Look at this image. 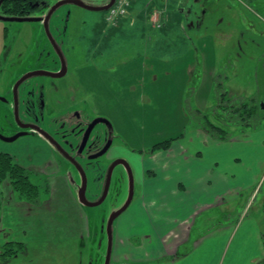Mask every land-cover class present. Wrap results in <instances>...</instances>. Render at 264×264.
I'll list each match as a JSON object with an SVG mask.
<instances>
[{
  "label": "rangeland",
  "instance_id": "obj_1",
  "mask_svg": "<svg viewBox=\"0 0 264 264\" xmlns=\"http://www.w3.org/2000/svg\"><path fill=\"white\" fill-rule=\"evenodd\" d=\"M54 1L46 0L47 5ZM86 1L100 3V0ZM68 8H71V23L76 18L78 23L85 22L80 25L82 31L76 29V24L69 29L72 37L81 35L85 42L63 37L70 69L74 71L82 66L79 75L88 90V102L96 96L100 100L97 106L82 107V110L87 111L89 118L95 115L108 117L112 124L111 136L103 125L97 126L82 153L84 161H79L87 178L86 198L89 202L101 196L107 170L114 161L113 157L119 155L115 152L110 154L109 150L97 160H88L109 138L111 149L120 145L138 153L179 137L202 115L217 125L225 126L223 122H217V115H213V112L222 113L217 105L228 111L223 115L232 122V132L237 133L242 126L235 124L244 121L239 115L241 113H234V110L247 103L256 105L257 112L250 121L245 120L248 123H244L264 131V109L260 106H264V0H138L128 16L116 26L105 22V11H84L67 5L60 9L63 17H68ZM160 10L164 11V25L158 22L162 16ZM55 18L59 19V16ZM62 29L66 31L65 27ZM38 30L40 28L36 24L0 22V96L27 69L40 67L48 70L47 60L52 57L44 53L36 64L31 60L39 51H48L47 43ZM30 37L31 41L23 48L22 41ZM22 50L25 53L18 56L19 62L14 61ZM11 64L15 67L12 68ZM36 80L31 78L29 82ZM67 81L77 82V79ZM224 92H227V97L219 101L218 96ZM60 96L56 97L59 102L53 105L56 112L45 113L50 114L46 122L52 132L55 129L60 135H69L63 141L72 145L74 154L80 144V134L73 135L66 127L61 128L71 102L64 94ZM18 115L23 123L26 115L21 106ZM17 132L19 127L13 110L0 102V134L10 137ZM27 137L13 143L0 141V149H16ZM58 160L77 197L81 177L72 167L63 165L60 156ZM137 164L135 162L133 167ZM46 169V166L40 169L42 173L28 169L30 181L41 187V196L45 195L43 187L47 178L53 175ZM134 179L133 176V182ZM92 188L95 193H92ZM129 193L130 178L121 166H117L102 204L83 207L88 226L82 234L51 242L47 247L40 246L36 251L29 247L24 255L19 254L4 263L0 259V264H105L108 221L124 206ZM244 205L232 204L235 211L230 222L235 230L232 238L214 252L216 259L225 258V264H248L253 253L252 245L249 246L253 241L245 238L246 230L239 228L240 225L236 227L240 224L239 216L245 209ZM130 206L113 222L109 264L130 262L127 256L116 258L120 246L124 250L136 251L138 249L135 248L141 246L138 236L130 238L131 246L127 242L125 223L132 210ZM245 211L246 218L255 220L264 243V183ZM215 215L216 222H225L220 212H215ZM120 231L125 238L122 245L117 244ZM241 243H248V247L241 250Z\"/></svg>",
  "mask_w": 264,
  "mask_h": 264
},
{
  "label": "crops",
  "instance_id": "obj_2",
  "mask_svg": "<svg viewBox=\"0 0 264 264\" xmlns=\"http://www.w3.org/2000/svg\"><path fill=\"white\" fill-rule=\"evenodd\" d=\"M159 13V25H164V11ZM201 124L199 116L193 127L170 139L166 149L151 147L133 153L116 146V154L132 166L138 162L133 167L132 210L125 226L129 245L130 238L138 236L141 246L135 248L138 251L120 246L116 258L127 256L130 260L123 264H225V258L216 259L214 252L232 238V204L244 203L246 209L255 188L260 186L261 191L264 183V131L244 125L237 133L230 129L229 138L222 141L206 133ZM0 154H8L27 172H40L44 166L46 172H53L43 187L44 192L46 187L49 192L40 195L39 205L18 200L9 181L0 182L3 263L24 255L29 247L36 251L40 246L47 247L51 242L84 232L87 214L49 143L38 135L28 136L21 146L0 149ZM215 212H220L225 222H216ZM239 218L236 227L240 225L246 230L245 238L253 241L249 243L253 253L248 264H262L264 243L256 222L243 213ZM118 235L117 244L122 245L125 238L121 231ZM7 244L15 245L11 249L17 253L4 255L3 247ZM247 244L241 243V250Z\"/></svg>",
  "mask_w": 264,
  "mask_h": 264
},
{
  "label": "flooded vegetation",
  "instance_id": "obj_3",
  "mask_svg": "<svg viewBox=\"0 0 264 264\" xmlns=\"http://www.w3.org/2000/svg\"><path fill=\"white\" fill-rule=\"evenodd\" d=\"M60 0H55L53 4L47 5L48 3L46 0H16L15 1V6L13 9H11L10 12H12V15L8 16H14V17H20V18H43L48 15L49 11L53 8V6ZM80 2L83 6L85 7H90V8H103L108 4L110 0H100L99 4H94L93 2H87L86 0H76ZM67 5H64L62 7H65ZM72 7H76L78 9L84 10V11H90L87 10L86 8H81L75 5H69ZM58 8L51 16L49 22H48V30L50 33V36L46 33L45 28H44V22L41 21L39 23L37 22H31V23H18V24H36V26H39L40 30H38V33L41 32V37L43 35L45 42L47 43L48 46V51L46 52H41L39 51L37 53L36 58H32L31 60L34 61V64L37 63V61L41 58V54H46L48 57H52V59L47 60V67L48 70L44 68H33V69H27L24 73L21 74V78L27 74L33 73V72H49L51 75L52 74H60L62 72V69L65 67V72L62 75V77L55 78L50 75L46 76H34L31 78L38 79L36 82H29L31 78L27 79L26 81L22 82L18 88H15V84L18 82L20 77L17 78V80L10 86L9 90H6V93L1 96L5 99L4 103L7 107L10 108V111L14 109L13 103L14 99L18 100V108L21 106L24 110V113L26 115V119H24V122H20V125H33L39 130L44 131L47 133L57 144H50V146L55 150V152L58 154L59 152L64 155V151L69 152V154L72 156L73 160L76 162L79 161H84L83 160V155H78L77 151L79 148V145H77V148L74 152L72 153V150L69 149L68 147V142L63 141V139H66L69 135L67 133L65 134H59L58 130L52 132V128L47 125L48 123L46 122V117L48 115H45L46 112H56V110L53 108L55 102H59V97L60 95L65 97L67 99H70L71 104L68 106V108H71L69 113L66 115L67 119L62 122L61 128L66 127V130L73 134H80V142L82 140V137L87 130L88 126L91 124V122L96 119V118H104L108 120V117L105 116H99L95 115L91 118L87 116V111L82 110V107H89V106H97L99 103V97H94L90 99V103L88 102V90L85 88V85L80 79V72L83 70L82 66L75 68L74 71H71L70 66L71 63L66 56V49L64 44L66 43V40H64L63 37H69V40L71 39L72 41H80V42H85V37L82 38L80 35L78 38L77 37H72L69 33V29L73 24H76L77 28L82 29L80 25H84L85 22L78 23V18L74 19L73 23H71V8H68L66 10V15L68 13V17H63L62 13L60 12V9ZM94 12V11H91ZM59 16V19H56L55 17ZM83 23V24H82ZM63 27H65L66 31H63ZM84 28V27H83ZM82 31V30H81ZM37 39V36H36ZM41 39V38H40ZM31 41V37L29 39H26L25 41L23 40V48ZM39 43V42H38ZM71 43V42H70ZM71 45V44H70ZM25 51H20L16 54V58L14 61L19 62V55L24 54ZM8 56V55H6ZM11 67L14 68L15 64H11ZM26 70V69H25ZM73 73V75H71ZM70 78H76L77 82H69L67 81ZM59 93V94H57ZM56 97H58L56 99ZM67 111V108L65 109ZM14 112V110H13ZM110 122V120H108ZM111 124V122H110ZM98 125H103V124H98ZM93 129L92 133L95 131L97 126ZM106 128L107 134L111 136V130L107 128L106 125H103ZM112 127V124H111ZM68 128V129H67ZM21 131V129H19ZM27 132H30L32 130H25ZM91 133V135H92ZM39 137H41L39 134H37ZM97 136V135H96ZM43 140L44 138L41 137ZM91 138V136H90ZM110 139V138H109ZM108 139V140H109ZM107 140V141H108ZM68 141V140H67ZM89 142V141H88ZM88 145V143H87ZM112 145V144H111ZM105 146V145H104ZM104 146H102L100 149L96 151L99 152ZM117 147H114L111 149V146L109 148L110 154L113 152H117ZM108 150V151H109ZM107 151V152H108ZM95 153V154H96ZM107 154V153H106ZM59 155V154H58ZM93 155V154H92ZM114 156V155H113ZM117 158H123V156L116 155L113 157L112 160H115ZM64 164L70 166L69 162L62 158ZM126 159V158H124ZM80 163V162H79ZM87 196V195H86Z\"/></svg>",
  "mask_w": 264,
  "mask_h": 264
},
{
  "label": "water",
  "instance_id": "obj_4",
  "mask_svg": "<svg viewBox=\"0 0 264 264\" xmlns=\"http://www.w3.org/2000/svg\"><path fill=\"white\" fill-rule=\"evenodd\" d=\"M4 1L5 0H0V8H1L2 4L4 3ZM113 3H114V0H110L108 2V4L106 6H104L103 8H90V7L83 6L80 2H78L76 0H60L53 6V8L49 11L48 15L45 17L44 20H43V18H20V17H14V16H6V15H3V14L0 13V22H6V23H31V22H37V23H39V22L43 21L44 22L45 31L50 36L49 30H48V22H49V20H50V18L52 16V14L58 8H60V7L64 6V5H75V6H78V7H81V8H86L87 10H90V11L100 12V11H106L107 9H109L113 5ZM64 72H65V67L62 69V72L60 74H52L51 75L50 73H46V72H38V71L37 72H33V73L27 74V75L23 76L21 79H19L18 82L15 84V88L17 89L18 86L22 82H24L27 79H29L31 77H34V76L50 75L52 77L59 78V77H62ZM4 101H5V99L0 96V102H4ZM18 105H19L18 100L14 99V103H13V106H14V109H13L14 110V117H15L16 124L18 125L19 129H21V131L15 133L14 135H12L10 137H5L2 134H0V141L4 142V143H13V142H15L16 140H18L21 137L35 136V135L39 134L49 144L52 145V142H53V144H57V142H55L47 133H45L42 130H39L35 126L28 125V124L20 125V119H19V115H18ZM262 108H264L263 105H262ZM98 124L106 125L107 128L112 129L111 128V124H110V122L108 120H106L104 118H96V119H94L91 122V124L88 126L87 130L85 131V133H84V135L82 137V140L80 142V145H79V148H78L76 156H78V155L81 156L82 155V153L85 150V148L87 146V143H88V141L90 139V136H91V133H92L93 129ZM27 129L32 130V131H30V132L25 131ZM111 144H112V141H111V139H109L106 142L105 146L99 152H97L96 154L90 155L88 157V160H97V159L103 157L107 153V151L109 150ZM68 147H69V149L72 150V145H68ZM58 154H59L60 157L66 159L69 162L70 167H72L79 174V176L82 179L81 186L79 187V192L80 193L77 196V200H78L79 204L81 206H83V207H96V206H99V205L102 204V202L105 200V198L107 196V193H108L112 172H113L114 168H116L117 166H121L123 168V171L125 173H127L128 177L130 178V193H129V197H128L126 203L124 204V206L119 211H117L115 214H113L111 216V218L108 221L107 228H106L107 235H108V251H107V254H106L105 264H109L110 263V255H111V244H112L111 231H112L113 222L115 221L116 218H118L129 207V205L131 204L132 198H133V193H134L133 183L134 182H133V170H132V167H131L130 163L128 161H126L125 159H123V158H119V159H116L115 161H113L111 163V165L109 166L108 170H107L106 177H105V182H104V186H103V190L101 192V196L97 200L89 202L87 200V198H86L87 178H86L85 170L83 169L84 167L79 162H77V161L75 162L73 160V158H71L72 156L69 154V152L64 151V155L61 154L60 152ZM93 191H94V188H92V193H95Z\"/></svg>",
  "mask_w": 264,
  "mask_h": 264
},
{
  "label": "trees",
  "instance_id": "obj_5",
  "mask_svg": "<svg viewBox=\"0 0 264 264\" xmlns=\"http://www.w3.org/2000/svg\"><path fill=\"white\" fill-rule=\"evenodd\" d=\"M15 1L16 0H5L4 3L2 4L0 8V13L3 15H12L13 13L10 12L11 9L14 8L15 6ZM220 98L219 101L224 100L225 97H227V92H224L223 95L218 96ZM243 108H237L233 112L239 114L240 116L242 115L243 118H241L242 122L244 121L245 123L249 120L255 117L256 112H257V107L256 105H250L249 103L247 104H242ZM216 108H219L222 113H217L214 112L213 115H217V122H223L225 126H220L217 125L213 121H209L206 116L202 115V128L203 130L208 133L210 136H212L215 139L218 140H227L229 138V130L230 125L232 126V122L227 121V115H223L227 113L228 111L224 110L221 108V106H218ZM230 111V110H229ZM241 122V123H242ZM238 123L235 124V126H242L244 127L245 123ZM234 125V124H233ZM249 125V124H245ZM250 126V125H249ZM254 127V126H252ZM172 141V140H170ZM170 141H165L160 144H156L154 148L156 149H166L168 147V144ZM8 180L11 186V190L13 195L21 201H24L26 203L32 204V205H39L40 204V187L38 185L33 184L30 181V173L18 166L17 164L14 163L13 159L11 156L8 154H0V182L4 180ZM49 192L48 187L45 189V193ZM16 247L10 246L9 244L5 245L3 247L4 250V255L10 256L9 252L17 253L16 251H13V249ZM263 264V263H262Z\"/></svg>",
  "mask_w": 264,
  "mask_h": 264
},
{
  "label": "built area",
  "instance_id": "obj_6",
  "mask_svg": "<svg viewBox=\"0 0 264 264\" xmlns=\"http://www.w3.org/2000/svg\"><path fill=\"white\" fill-rule=\"evenodd\" d=\"M137 0H116L114 5L107 11L106 20L115 24L118 20L125 17L132 4Z\"/></svg>",
  "mask_w": 264,
  "mask_h": 264
}]
</instances>
